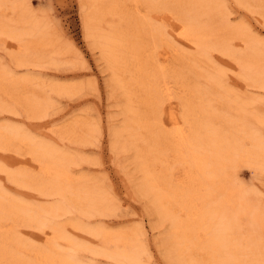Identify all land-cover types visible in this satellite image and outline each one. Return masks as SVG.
<instances>
[{"label": "bare ground", "instance_id": "6f19581e", "mask_svg": "<svg viewBox=\"0 0 264 264\" xmlns=\"http://www.w3.org/2000/svg\"><path fill=\"white\" fill-rule=\"evenodd\" d=\"M93 1L94 7L85 26L104 48L113 68V80L127 100L128 119L123 133L135 149V163L142 174L144 189L150 195L157 214L169 222L167 239L174 256L182 264H264V193L255 183L247 185L238 176L239 168L247 167L257 181L259 179L264 183V133L260 129L264 125V114H261L262 118L254 114L252 119L258 123L257 127L247 116L246 107H250L249 103H245L247 100L236 105L223 101L219 109L213 106L212 100L217 99L221 91H229L223 86L218 71L204 75L210 89L196 86L179 96V112L170 101L167 84L171 75L158 64L155 46L149 56L153 64L148 69L147 58L140 57L139 49L142 50L143 44L132 31L127 27L124 29L123 24V27L109 25L104 31L101 28L104 16L110 14L116 17L119 6H105V0ZM144 1L151 9L160 7L150 0ZM176 1L181 4L182 35L198 48L197 54L206 58L210 50L218 49L232 56L241 69L242 77L254 82L251 84L264 87L262 42L248 40L246 51L236 52L233 46L230 49L228 38L240 37L241 33L238 35L230 27L220 29L218 33V23L209 18L213 12L211 6L217 8L215 4L205 0ZM5 9L11 12L8 18L1 14ZM203 15L208 18L203 20ZM166 33L158 25L148 24L147 35L154 44ZM0 35L21 43L23 50L15 57L20 63L36 55L41 57L45 51H55V41L46 23L36 19L28 8L27 0H0ZM24 37H29L31 41L25 43ZM247 38L245 36V40ZM36 46L39 49L36 50ZM130 66L134 70L126 78L124 75L131 69ZM17 80L9 79L7 72H0L2 85L12 83L17 86L15 84L21 82ZM204 97H211L212 100L207 103ZM27 99L24 97V100ZM135 100L138 107L133 106ZM40 101L32 103L35 109L45 106ZM230 110L232 114L228 116ZM24 134L12 125L0 126V148L7 149L16 142L27 144L26 149L38 164L39 171L35 174L20 170L8 175L12 179L23 177L26 183L39 186L42 194L56 196L57 201L48 206L26 204L5 195L6 191L0 188V264H82L75 250L81 244L65 234L62 225L58 224V217L74 209L84 213L103 211L108 203L100 191L70 182V156ZM177 172L181 175L176 176ZM19 225L48 227L54 236L43 246L29 245L18 236L16 229ZM90 233L102 241L104 248H100L103 249L101 253L118 260L138 261L140 245L133 232L109 233L95 229ZM57 239L64 241L67 248H58Z\"/></svg>", "mask_w": 264, "mask_h": 264}, {"label": "rangeland", "instance_id": "374dc122", "mask_svg": "<svg viewBox=\"0 0 264 264\" xmlns=\"http://www.w3.org/2000/svg\"><path fill=\"white\" fill-rule=\"evenodd\" d=\"M135 1H103L105 6L116 4L120 11L117 10L115 13L116 17L106 14L104 21L101 22V28L106 30L109 25L123 24L124 29L127 27V30L132 31L143 44L142 50L139 49L140 57L145 60L147 58L148 69H151L150 65L153 64L149 56L155 46L158 64L171 75L168 76L167 84L170 88L171 104L181 112L179 96L196 86L208 89L210 84L204 75L218 71L222 76L223 86L229 91L227 93L221 91L215 100L211 97L203 99L207 103L212 100V105L217 106L218 109L222 107L223 101H230L236 105L247 100L245 103L250 105L249 107L245 104L247 116L257 125L258 123L252 118L254 114L261 118V114H264V87H259L256 83L251 84L253 81L250 82L242 77L241 69L232 56L218 49L210 50L206 58L197 54L198 48L182 35L179 14L181 4L178 1L150 0L153 5H160L159 9L149 8V4L144 0ZM205 1L217 6V8L211 6L213 12L210 13L209 18L214 23L215 21L218 23L217 27L215 24L218 33L225 27L234 28L233 32L238 35L241 33L240 37L242 36L243 39L239 36V38H228V44L231 43L230 49L233 46L235 51L243 52L248 40L264 43V0ZM27 2L36 19L46 23L48 32L55 41V51H45L41 57L36 55L35 59L32 58V62L29 60L20 63L15 57L23 50L21 43L0 35V72H7V77L14 81L21 77L17 80L21 82L15 84L17 86L7 83L6 87L0 81V104H2L0 126L12 125L29 138L39 140L60 151L59 153L70 156L71 162L68 165L70 182L92 190L96 189L104 196L108 207L103 211L84 213L74 209L58 217V224L62 225L65 234L81 244L75 249L79 261L82 264H182L174 256L170 240L167 239L169 222L157 214L150 195L144 189L142 174L135 163V149L123 133L128 119L127 100L122 89L113 80V68L105 55L104 48L97 43L96 37L85 26V21L93 10L94 1L27 0ZM214 7L218 9L215 13ZM3 11L1 14L4 18L11 16L10 10ZM215 14L217 19L214 18ZM121 16H124V19ZM205 17L203 15V20ZM147 21H150L148 24L158 25L167 32L164 37L157 39L155 44L147 35ZM130 24H134L135 29L134 25L130 26ZM238 28L241 30L239 31ZM245 36L248 37L246 40ZM30 41L29 37H24L25 43ZM244 42L247 44L245 45ZM262 43L260 45L264 48ZM35 48L39 49L37 46ZM199 67L206 69V72ZM133 70L134 68H131L124 76L128 78ZM233 96L238 100L232 98ZM24 97H28L27 101ZM34 101H40L45 106L35 109ZM133 106H139L136 100ZM228 114L231 116L232 111L230 110ZM260 129L264 133V125L260 126ZM26 146L27 144L23 142H16L7 149L0 148V188L6 191L5 195L26 204L28 202L31 205H52L57 201L56 196L42 194L39 186L26 183L21 176L12 179L8 175L9 172L16 173L20 170L38 173L39 166L33 161ZM238 172L243 183L247 185L255 183L264 193V183L259 179L257 181L255 174L249 168L241 167ZM180 175L181 172L176 173V176ZM95 229H103L109 233L136 234L140 245L138 261L133 263L118 260L101 253L103 249L100 248H104L102 241L90 233V230ZM16 230L25 243L33 246H43L54 236L48 227L19 225ZM57 244L58 248H67V244L60 239H57Z\"/></svg>", "mask_w": 264, "mask_h": 264}]
</instances>
